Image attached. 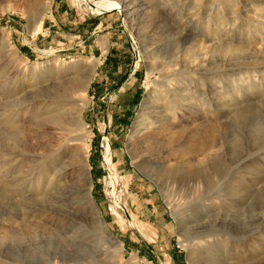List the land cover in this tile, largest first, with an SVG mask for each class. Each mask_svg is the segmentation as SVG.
Instances as JSON below:
<instances>
[{
	"label": "rangeland",
	"instance_id": "1",
	"mask_svg": "<svg viewBox=\"0 0 264 264\" xmlns=\"http://www.w3.org/2000/svg\"><path fill=\"white\" fill-rule=\"evenodd\" d=\"M106 1L0 0V264H264V0ZM55 62L97 64L72 134ZM37 130L60 180L11 157Z\"/></svg>",
	"mask_w": 264,
	"mask_h": 264
},
{
	"label": "bare ground",
	"instance_id": "2",
	"mask_svg": "<svg viewBox=\"0 0 264 264\" xmlns=\"http://www.w3.org/2000/svg\"><path fill=\"white\" fill-rule=\"evenodd\" d=\"M96 7H97L96 11L98 10L99 13L104 10L106 11L122 10L123 11L125 7V1L124 0L106 1L104 3L96 4ZM47 11H48V4L47 3L41 4L40 10L38 11L39 13L37 14V16L35 17L33 21V26H32L33 33H39L41 31L42 23L46 16ZM64 65L65 64L62 62H55L54 64L50 65L48 68V75L54 77L56 80V82L54 83L55 85H53V87L58 86L57 89H61L58 92V94L62 95L61 99L63 100L60 101L57 99L60 102H54L57 100L52 99L54 100L53 103L50 101L52 103L51 104L52 107L46 109L44 115L47 118L45 117V119L43 120L44 121L50 120L53 124V128H55L56 130H59V131L64 130L72 134V132L73 133L76 132L75 130L83 126L82 112L84 110V107L87 106L86 93L91 85L92 78H93V75L95 74V69H96L97 64H95L92 67L90 66L86 72L73 78L70 82H65L64 77L61 75V71L58 68H56V67H64ZM150 72H151L150 75L154 74V70H150ZM77 74H79V72H77ZM63 95H65L66 97H63ZM206 131L208 132L209 129H207ZM34 134H35L34 139L36 141L32 143L31 145H26V144L22 145V143L21 144L16 143L15 145H13V147H11V150L13 152L10 151L12 153L11 155H13L11 157H13V160H15L19 156H25L27 157V160H26L27 163H31V162L37 163V164H34L32 167L33 169L32 175L37 174L41 178H46V177L49 178L48 173L52 171V174L50 176L52 181L53 179H56V178L57 180H60L61 173H60L59 166L61 165L62 158L65 154L64 148L66 147L67 143L70 140L63 141L57 135L47 137L40 130L34 131ZM190 145L192 146V144ZM109 151L110 149L108 147L106 150L107 155L105 159L107 160V163H110L109 162ZM196 151H198V148ZM30 153H34L33 156L29 157L31 159L28 158V154ZM52 157L54 158V160L49 161V159ZM19 161L20 160H18V162ZM184 242L187 243L188 241L185 240ZM187 244H189L188 245L189 249H192V253L195 254L196 244H191V243H187Z\"/></svg>",
	"mask_w": 264,
	"mask_h": 264
},
{
	"label": "water",
	"instance_id": "3",
	"mask_svg": "<svg viewBox=\"0 0 264 264\" xmlns=\"http://www.w3.org/2000/svg\"><path fill=\"white\" fill-rule=\"evenodd\" d=\"M114 11H116V10H114ZM108 12H110V11H102L103 14L108 13ZM108 128H109V122L106 123V127H105V136H106V137H107V132H108L107 130H108ZM108 174H109V176L111 175V173L109 172V170H108ZM113 193H114V194L117 193V188H115V189L113 190ZM118 207L124 209V212L127 213V210H126L125 208H123V207L121 206V204H119ZM127 218H128L129 224L133 227L134 225H133V222H132L131 218H130L129 216H128ZM110 236H111V235H110ZM111 238H113V237L111 236Z\"/></svg>",
	"mask_w": 264,
	"mask_h": 264
},
{
	"label": "crops",
	"instance_id": "4",
	"mask_svg": "<svg viewBox=\"0 0 264 264\" xmlns=\"http://www.w3.org/2000/svg\"><path fill=\"white\" fill-rule=\"evenodd\" d=\"M145 245L147 246V248L149 249V251L153 254L155 260H156V263L157 264H161L162 263V260H161V253L155 251V249H153L152 247H150V245H148L147 243H145Z\"/></svg>",
	"mask_w": 264,
	"mask_h": 264
}]
</instances>
